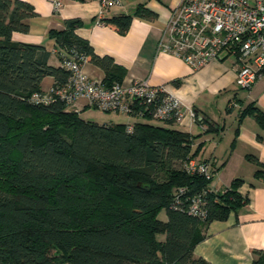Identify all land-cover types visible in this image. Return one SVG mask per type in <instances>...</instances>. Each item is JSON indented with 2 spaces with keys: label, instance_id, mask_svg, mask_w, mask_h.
Here are the masks:
<instances>
[{
  "label": "trees",
  "instance_id": "obj_1",
  "mask_svg": "<svg viewBox=\"0 0 264 264\" xmlns=\"http://www.w3.org/2000/svg\"><path fill=\"white\" fill-rule=\"evenodd\" d=\"M34 15L26 0H0V264H209L194 247L209 223L247 203L240 182L214 189L188 172L199 135L154 117L153 105L136 101L132 122L101 124L61 99L33 101L46 91L45 77L54 78L50 89L68 82L71 59L102 68L106 85L125 75L111 55L98 54L76 33L79 18L49 31L59 65L45 45L15 41L14 32H28ZM134 15L155 13L140 6L102 20L125 33ZM251 111L264 126V111ZM199 193L203 217L189 212ZM252 253V264H264V249Z\"/></svg>",
  "mask_w": 264,
  "mask_h": 264
},
{
  "label": "crops",
  "instance_id": "obj_2",
  "mask_svg": "<svg viewBox=\"0 0 264 264\" xmlns=\"http://www.w3.org/2000/svg\"><path fill=\"white\" fill-rule=\"evenodd\" d=\"M26 1L35 7L36 15L30 18L28 32H14L15 41L45 45L52 52L50 62L59 65L56 42L49 31L63 29L67 19L79 18L76 33L98 54L111 55L125 69L121 84L145 79L152 85H164L181 99L185 109L191 107L198 113L202 124L191 122L188 114L173 125L199 135L194 147L201 145L195 159L207 160L216 169L213 188L223 189L238 180V191L247 203L226 219L209 223L193 254L209 264H252V249H264V126L251 111H264V73L250 88L239 89L234 58L213 60L193 70L181 58L160 53L161 37L182 0H124L122 5L106 9V18L133 14L140 6L155 13L154 17L134 15L125 33L109 23L98 24L103 9L96 0H64L59 12L53 9L52 0ZM83 69L102 82L106 76L91 62ZM53 82V77H45L43 90L50 89Z\"/></svg>",
  "mask_w": 264,
  "mask_h": 264
},
{
  "label": "built area",
  "instance_id": "obj_3",
  "mask_svg": "<svg viewBox=\"0 0 264 264\" xmlns=\"http://www.w3.org/2000/svg\"><path fill=\"white\" fill-rule=\"evenodd\" d=\"M96 1L103 9L97 22L104 25L106 9L122 5L124 0ZM63 2L52 0L53 9L59 12ZM158 51L181 58L193 70L213 60L232 57L238 65L236 83L239 88L248 89L264 73V0H182L166 25ZM81 59L85 61V57ZM65 65L71 72L68 82L34 93L33 101L49 104L61 99L68 109L77 112L88 106L128 115L139 101L148 107L153 105V115L159 119L169 117L181 123L188 114L191 122L199 119L193 108L185 109L181 99L164 85H152L145 79L128 85H106L89 77L78 59L68 60ZM186 168L191 174L205 176L212 184L215 172L209 161L191 159ZM205 204L204 193L196 194L191 198L189 212L203 217Z\"/></svg>",
  "mask_w": 264,
  "mask_h": 264
},
{
  "label": "rangeland",
  "instance_id": "obj_4",
  "mask_svg": "<svg viewBox=\"0 0 264 264\" xmlns=\"http://www.w3.org/2000/svg\"><path fill=\"white\" fill-rule=\"evenodd\" d=\"M233 59L232 57H229L227 60ZM239 88V87H238ZM241 89V88H239ZM80 117L86 120H92L98 123H109V122H116V123H127L130 121H133L134 118L128 116V114L125 113H117L114 111H105L101 108H94V107H88L85 110L80 112ZM166 211L162 210L159 217L162 219L166 218ZM159 238H163V236H159Z\"/></svg>",
  "mask_w": 264,
  "mask_h": 264
}]
</instances>
